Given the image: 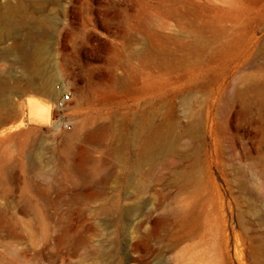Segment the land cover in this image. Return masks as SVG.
Masks as SVG:
<instances>
[{"label":"rangeland","instance_id":"rangeland-1","mask_svg":"<svg viewBox=\"0 0 264 264\" xmlns=\"http://www.w3.org/2000/svg\"><path fill=\"white\" fill-rule=\"evenodd\" d=\"M0 82V264H264V0H0Z\"/></svg>","mask_w":264,"mask_h":264},{"label":"bare ground","instance_id":"bare-ground-1","mask_svg":"<svg viewBox=\"0 0 264 264\" xmlns=\"http://www.w3.org/2000/svg\"><path fill=\"white\" fill-rule=\"evenodd\" d=\"M41 56H42V52L39 51V54L37 53V58H36V62L38 63L39 66H41V63H42ZM53 79H54V74L49 73V74L43 76V79L41 82V89L45 93H48L51 90ZM0 84H1V82H0ZM53 105H54V101H53ZM32 108L35 109V112L37 113V115H40L41 117H43V116L47 117L48 115L49 116L51 115V114H49V107H47V106H42L39 104H33ZM70 130L71 131H69L67 133V137H69V140L75 139V138L77 139L81 136L80 127L78 125H75V127L73 129H70Z\"/></svg>","mask_w":264,"mask_h":264},{"label":"built area","instance_id":"built-area-1","mask_svg":"<svg viewBox=\"0 0 264 264\" xmlns=\"http://www.w3.org/2000/svg\"><path fill=\"white\" fill-rule=\"evenodd\" d=\"M56 89L59 93L58 97L54 100L53 110L57 111L59 120L68 121L69 116H67V107L73 101V95L71 91L64 88L63 83H57ZM65 128L67 130L72 129L70 121L65 122Z\"/></svg>","mask_w":264,"mask_h":264}]
</instances>
